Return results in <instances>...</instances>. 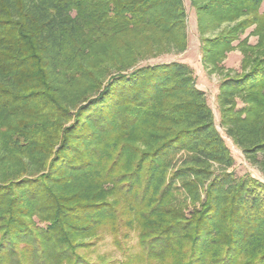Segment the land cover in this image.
<instances>
[{"label": "trees", "instance_id": "1", "mask_svg": "<svg viewBox=\"0 0 264 264\" xmlns=\"http://www.w3.org/2000/svg\"><path fill=\"white\" fill-rule=\"evenodd\" d=\"M263 2L191 0L220 126L264 176ZM187 16L184 0H0V264H116L81 253L103 232L119 264H264V180L231 169L189 64L139 65L186 48Z\"/></svg>", "mask_w": 264, "mask_h": 264}, {"label": "rangeland", "instance_id": "2", "mask_svg": "<svg viewBox=\"0 0 264 264\" xmlns=\"http://www.w3.org/2000/svg\"><path fill=\"white\" fill-rule=\"evenodd\" d=\"M184 4L188 14L186 48L182 51H179L175 48L164 50L159 54L147 57V59L142 60L139 65L167 63L172 61H180L189 64L194 69L195 75L197 77L198 87L203 89L207 94L208 103L213 109L218 129L224 136L226 143L235 159V164L231 169L238 177L252 175L264 180V176L246 159L242 150L233 143V141L225 134L223 128L220 126V110L217 95L219 92L220 82L224 75L218 72H212L203 65L200 51L201 40L198 31L196 9L192 6L191 0H184ZM260 12L264 13V2L261 5ZM221 30L222 27L216 30L208 31L207 35L213 36L219 33ZM252 30V27L249 28L246 33L241 36V39L248 37L249 43L254 45L258 41V37L251 34ZM238 43L239 42L236 41L234 44L238 45ZM233 51L234 54L229 56V60L227 55V58L224 61V66L226 70H232L233 73H241L243 54L241 53L239 47H236V49ZM244 105L245 103L241 99H238V107L241 108ZM92 241L94 242L93 246L90 248L81 249V253L85 254L92 261H115L116 264H119L120 261L126 259V256L116 246L112 235L109 233L103 232L98 238H94ZM125 243L126 247L130 249L132 253L136 254L141 251V247L138 243V234L136 231H131L129 233L128 237L125 239Z\"/></svg>", "mask_w": 264, "mask_h": 264}, {"label": "crops", "instance_id": "3", "mask_svg": "<svg viewBox=\"0 0 264 264\" xmlns=\"http://www.w3.org/2000/svg\"><path fill=\"white\" fill-rule=\"evenodd\" d=\"M231 54H234V51L228 54V60H229V56H230Z\"/></svg>", "mask_w": 264, "mask_h": 264}]
</instances>
